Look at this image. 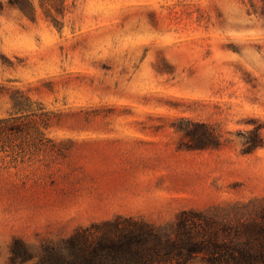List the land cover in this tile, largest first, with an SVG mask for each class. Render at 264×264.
Wrapping results in <instances>:
<instances>
[{
	"label": "rangeland",
	"instance_id": "374dc122",
	"mask_svg": "<svg viewBox=\"0 0 264 264\" xmlns=\"http://www.w3.org/2000/svg\"><path fill=\"white\" fill-rule=\"evenodd\" d=\"M34 3L36 19L0 0V117L21 90L50 115L52 141L1 153L0 264H33L11 250L117 215L255 217L264 0H65L64 14L51 7L59 23Z\"/></svg>",
	"mask_w": 264,
	"mask_h": 264
},
{
	"label": "trees",
	"instance_id": "16d2710c",
	"mask_svg": "<svg viewBox=\"0 0 264 264\" xmlns=\"http://www.w3.org/2000/svg\"><path fill=\"white\" fill-rule=\"evenodd\" d=\"M8 3L36 19L34 0ZM40 5L59 23L51 7L64 14L65 0H40ZM30 102L21 90L13 91L14 112L0 117V157L4 153L15 160L25 159L52 141L45 132L50 115L39 112L41 107L32 108ZM204 127L217 144L215 132L208 125ZM260 142L258 136L251 148ZM11 251L12 258L21 262L36 258L33 264H191L199 257L204 264H264V207L255 217L244 220L240 215L226 219L208 211L184 210L164 227L117 215L42 244L37 252L25 243Z\"/></svg>",
	"mask_w": 264,
	"mask_h": 264
}]
</instances>
